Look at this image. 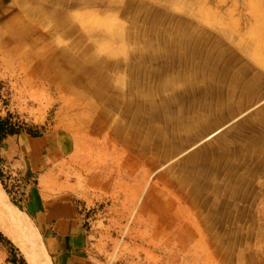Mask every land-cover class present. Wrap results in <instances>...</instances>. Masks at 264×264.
<instances>
[{"label":"rangeland","instance_id":"obj_1","mask_svg":"<svg viewBox=\"0 0 264 264\" xmlns=\"http://www.w3.org/2000/svg\"><path fill=\"white\" fill-rule=\"evenodd\" d=\"M8 2L0 110L53 140L93 262L264 264V0Z\"/></svg>","mask_w":264,"mask_h":264},{"label":"crops","instance_id":"obj_2","mask_svg":"<svg viewBox=\"0 0 264 264\" xmlns=\"http://www.w3.org/2000/svg\"><path fill=\"white\" fill-rule=\"evenodd\" d=\"M9 4L0 0V16L8 13ZM54 151L47 134L9 135L0 145L2 170L18 176L15 180L10 176V182L16 183L15 193L40 230L53 264H96L85 211L51 164L56 160Z\"/></svg>","mask_w":264,"mask_h":264},{"label":"bare ground","instance_id":"obj_3","mask_svg":"<svg viewBox=\"0 0 264 264\" xmlns=\"http://www.w3.org/2000/svg\"><path fill=\"white\" fill-rule=\"evenodd\" d=\"M0 229L21 248L30 264H53L49 254L34 238L31 228L10 203L1 183Z\"/></svg>","mask_w":264,"mask_h":264},{"label":"trees","instance_id":"obj_4","mask_svg":"<svg viewBox=\"0 0 264 264\" xmlns=\"http://www.w3.org/2000/svg\"><path fill=\"white\" fill-rule=\"evenodd\" d=\"M23 132L28 133L31 136L42 135L41 131L26 128L20 121L14 120V115L11 112H7L6 115H2L0 110V145L9 135L20 134ZM0 161H2L1 157ZM1 238H3V234L0 232V239Z\"/></svg>","mask_w":264,"mask_h":264}]
</instances>
